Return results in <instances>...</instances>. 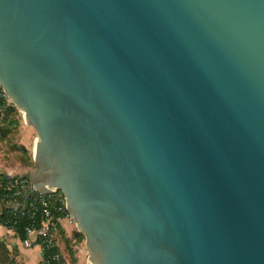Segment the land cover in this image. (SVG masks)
<instances>
[{
  "label": "water",
  "instance_id": "water-1",
  "mask_svg": "<svg viewBox=\"0 0 264 264\" xmlns=\"http://www.w3.org/2000/svg\"><path fill=\"white\" fill-rule=\"evenodd\" d=\"M0 86L88 264H264V0H0Z\"/></svg>",
  "mask_w": 264,
  "mask_h": 264
},
{
  "label": "built area",
  "instance_id": "built-area-1",
  "mask_svg": "<svg viewBox=\"0 0 264 264\" xmlns=\"http://www.w3.org/2000/svg\"><path fill=\"white\" fill-rule=\"evenodd\" d=\"M13 103L0 86V121L7 116ZM33 184L23 176H7V181L0 184V224L13 230L22 217L37 216L25 227L26 238L22 244L26 248L38 246L42 249L41 264H62L61 254L56 250V235L61 222L71 215L67 210V201L59 190L43 193L32 190ZM47 250L46 256L44 251Z\"/></svg>",
  "mask_w": 264,
  "mask_h": 264
},
{
  "label": "trees",
  "instance_id": "trees-1",
  "mask_svg": "<svg viewBox=\"0 0 264 264\" xmlns=\"http://www.w3.org/2000/svg\"><path fill=\"white\" fill-rule=\"evenodd\" d=\"M20 116L21 112L14 104L9 106L7 116L2 121H0V138H5L11 132V130H14L20 126V124L22 123V119ZM20 149H22L23 154L26 155L27 159H30V163L36 166V163L34 162L32 155L29 153L28 149L24 145L20 146ZM23 178L28 179V176H23ZM6 181L7 176L4 173L0 174V184H4ZM32 221H37V223L39 224L37 216H24L21 218L19 224L13 227V231L15 232L16 236H18L21 240H24L26 238L25 227L29 225ZM73 236L67 237L65 235V232L62 230V227L59 226V230L56 235V250L59 251L61 254L62 264H68V261H66V256L62 252L61 243H65V249H68V253L71 256V261L73 262L76 259L73 254L74 251L72 241L74 238L78 241H83L85 238V235L79 231H75ZM46 253L47 250L44 251V256H46ZM19 255L20 251L18 245L9 246L7 242L0 238V264H22L20 259H18ZM39 264H41V261Z\"/></svg>",
  "mask_w": 264,
  "mask_h": 264
},
{
  "label": "rangeland",
  "instance_id": "rangeland-1",
  "mask_svg": "<svg viewBox=\"0 0 264 264\" xmlns=\"http://www.w3.org/2000/svg\"><path fill=\"white\" fill-rule=\"evenodd\" d=\"M20 117L22 119L21 124L28 127L30 129V132L27 133L24 130H22L20 127L21 126L20 124L18 128L11 130V132L5 138H0V141L2 142L1 146L3 149L6 150L0 153V170H2L1 168L4 166L9 167V168L23 167V168H27L26 176H30L31 172H34L35 169L37 168V165L34 166L30 163L28 164V161L24 160V157L26 155L23 154L22 149H20V146H22L20 145V143L26 145V148L28 149L29 153L33 157V149L35 146L34 144L35 140L37 138V131L33 127L26 124L22 113ZM72 220L74 221L73 222L74 228H75L74 232L79 231L76 220L74 218ZM72 244H73V251H74L73 254L76 260L73 262L71 261V256L69 255L68 249L66 248L65 255H66V261H68V264H88V260L90 258V252L86 245V238H84L83 241H78L74 238L72 241ZM21 247H23L22 243H21ZM23 249L25 248L23 247ZM26 260H27L26 261L27 264H31V260L28 256H26Z\"/></svg>",
  "mask_w": 264,
  "mask_h": 264
},
{
  "label": "crops",
  "instance_id": "crops-1",
  "mask_svg": "<svg viewBox=\"0 0 264 264\" xmlns=\"http://www.w3.org/2000/svg\"><path fill=\"white\" fill-rule=\"evenodd\" d=\"M20 127L25 132H27V133L30 132V129L28 127L24 126L23 124H21ZM1 144H2V142L0 141V153L2 151H6L5 149L2 148ZM20 145H24L26 147L25 144L20 143ZM24 160H27L28 164L30 163V159L29 158L27 159L26 156L24 157ZM1 169L2 170H0V174L4 173L6 176H26V172H27V168H23V167H21V168L20 167L19 168H15V167L9 168V167H5L4 166ZM73 222L74 221L72 219H70V218H65L61 222L62 230L65 232V235L67 237H71L73 232H74V230H75ZM0 238L2 240H4L5 242H7V244L9 246L18 245L19 251H20V255H19L18 259H20L22 264H27L26 256H28L30 258L31 264H39L40 263L42 249L40 247H38V246H35V247H32V248H26V247L23 246L25 248V249H23V247H21L22 240L18 236H16V234H15V232L13 230L5 227L2 224H0ZM61 248H62V252L65 255V250L66 249H65V243L64 242L61 243Z\"/></svg>",
  "mask_w": 264,
  "mask_h": 264
}]
</instances>
